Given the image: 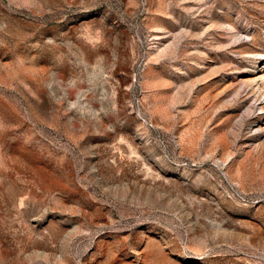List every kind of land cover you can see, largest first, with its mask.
Listing matches in <instances>:
<instances>
[{
	"label": "rangeland",
	"instance_id": "374dc122",
	"mask_svg": "<svg viewBox=\"0 0 264 264\" xmlns=\"http://www.w3.org/2000/svg\"><path fill=\"white\" fill-rule=\"evenodd\" d=\"M0 264H264V0H0Z\"/></svg>",
	"mask_w": 264,
	"mask_h": 264
}]
</instances>
